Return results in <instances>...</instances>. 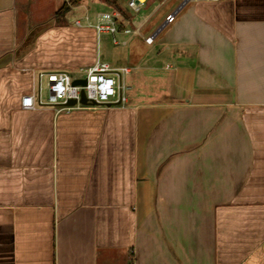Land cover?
Masks as SVG:
<instances>
[{"label":"crops","instance_id":"0c3cea01","mask_svg":"<svg viewBox=\"0 0 264 264\" xmlns=\"http://www.w3.org/2000/svg\"><path fill=\"white\" fill-rule=\"evenodd\" d=\"M70 1L0 0V264H264V0ZM98 61L126 104L22 109Z\"/></svg>","mask_w":264,"mask_h":264},{"label":"built area","instance_id":"2783aa9c","mask_svg":"<svg viewBox=\"0 0 264 264\" xmlns=\"http://www.w3.org/2000/svg\"><path fill=\"white\" fill-rule=\"evenodd\" d=\"M129 7L135 11L140 9L139 2L132 0ZM120 15L117 11L99 13L95 23L86 18V25L95 29L98 35L112 34L118 32V23ZM175 21V15H169L167 22ZM76 26L81 27L83 23L80 20L75 21ZM130 33V31H126ZM147 43H152L153 38L146 39ZM83 77L86 80L85 85H74L75 79L66 71H42L38 74L39 86L37 95L28 94L22 97L21 107L24 110H33L40 107H54L56 111H70L73 109H83L86 107L80 103L82 91L86 95L88 102H95L97 106L124 105L128 102L123 94L124 86L121 83V75L129 74L130 69H113L109 64L98 61L92 67L82 70ZM80 79V80H81ZM43 80L46 81L48 96L43 97ZM75 100V106H68V103ZM94 107V106H93Z\"/></svg>","mask_w":264,"mask_h":264},{"label":"water","instance_id":"95a60500","mask_svg":"<svg viewBox=\"0 0 264 264\" xmlns=\"http://www.w3.org/2000/svg\"><path fill=\"white\" fill-rule=\"evenodd\" d=\"M189 0H185L183 2V4L181 5L184 6V4H186ZM74 85H85L86 84V80L85 79H81V80H75L73 82ZM76 101L72 100L68 103V106H75L76 105ZM81 104L85 105V106H97V104L95 102H88V100L86 99V95L85 93L82 91V98L80 101ZM107 106H112V105H107Z\"/></svg>","mask_w":264,"mask_h":264},{"label":"trees","instance_id":"16d2710c","mask_svg":"<svg viewBox=\"0 0 264 264\" xmlns=\"http://www.w3.org/2000/svg\"><path fill=\"white\" fill-rule=\"evenodd\" d=\"M84 0H71L69 3H65L61 9H59L55 16L57 20L63 18L71 9V7L79 6Z\"/></svg>","mask_w":264,"mask_h":264},{"label":"rangeland","instance_id":"374dc122","mask_svg":"<svg viewBox=\"0 0 264 264\" xmlns=\"http://www.w3.org/2000/svg\"><path fill=\"white\" fill-rule=\"evenodd\" d=\"M93 0H89V4H91V2H92ZM78 13H82V12H84V9H80V10H78L77 11ZM74 17V16H73ZM84 76V75H83ZM43 94H44V96L45 97H47L48 96V92H47V90H44V92H43Z\"/></svg>","mask_w":264,"mask_h":264}]
</instances>
